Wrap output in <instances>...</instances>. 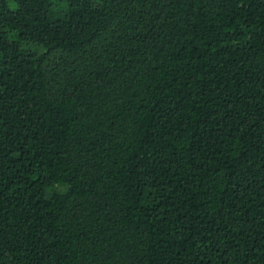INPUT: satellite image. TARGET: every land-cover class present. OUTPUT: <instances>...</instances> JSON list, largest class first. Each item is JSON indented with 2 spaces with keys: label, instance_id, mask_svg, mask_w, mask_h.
I'll return each instance as SVG.
<instances>
[{
  "label": "trees",
  "instance_id": "16d2710c",
  "mask_svg": "<svg viewBox=\"0 0 264 264\" xmlns=\"http://www.w3.org/2000/svg\"><path fill=\"white\" fill-rule=\"evenodd\" d=\"M0 264H264V0H0Z\"/></svg>",
  "mask_w": 264,
  "mask_h": 264
}]
</instances>
